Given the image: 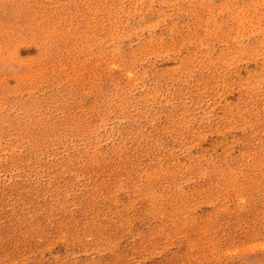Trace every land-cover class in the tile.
<instances>
[{
    "label": "rangeland",
    "instance_id": "374dc122",
    "mask_svg": "<svg viewBox=\"0 0 264 264\" xmlns=\"http://www.w3.org/2000/svg\"><path fill=\"white\" fill-rule=\"evenodd\" d=\"M0 264H264V0H0Z\"/></svg>",
    "mask_w": 264,
    "mask_h": 264
},
{
    "label": "bare ground",
    "instance_id": "6f19581e",
    "mask_svg": "<svg viewBox=\"0 0 264 264\" xmlns=\"http://www.w3.org/2000/svg\"><path fill=\"white\" fill-rule=\"evenodd\" d=\"M97 155V154H96ZM87 162V161H86ZM89 165V164H88ZM76 172V171H75ZM86 172V171H85ZM55 182V181H54ZM76 182V181H75ZM154 183V182H153ZM72 184V183H71ZM78 190V189H77ZM52 193V192H51ZM114 198V197H113ZM94 203V202H93ZM114 203V202H113ZM134 203V202H133Z\"/></svg>",
    "mask_w": 264,
    "mask_h": 264
}]
</instances>
